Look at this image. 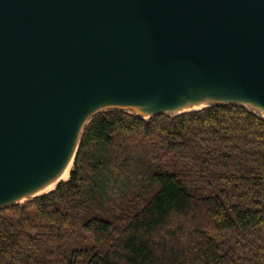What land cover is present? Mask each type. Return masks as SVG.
<instances>
[{
  "label": "trees",
  "instance_id": "1",
  "mask_svg": "<svg viewBox=\"0 0 264 264\" xmlns=\"http://www.w3.org/2000/svg\"><path fill=\"white\" fill-rule=\"evenodd\" d=\"M67 179L0 208V264H264V117L94 114Z\"/></svg>",
  "mask_w": 264,
  "mask_h": 264
},
{
  "label": "water",
  "instance_id": "2",
  "mask_svg": "<svg viewBox=\"0 0 264 264\" xmlns=\"http://www.w3.org/2000/svg\"><path fill=\"white\" fill-rule=\"evenodd\" d=\"M211 80L264 105V0H0V196L55 162L97 100Z\"/></svg>",
  "mask_w": 264,
  "mask_h": 264
},
{
  "label": "bare ground",
  "instance_id": "3",
  "mask_svg": "<svg viewBox=\"0 0 264 264\" xmlns=\"http://www.w3.org/2000/svg\"><path fill=\"white\" fill-rule=\"evenodd\" d=\"M214 100L220 103L231 102L247 105L264 117V105L246 95L241 87L231 80L197 82L195 87L187 85L166 101L133 99L131 105L139 115L148 117L156 112L176 114L199 109ZM114 104H117L115 100L99 99L91 105L90 109L94 111ZM80 132L81 130L75 126L67 138L61 156L55 162L32 171L12 190L0 196V207L46 193L52 190L59 181L67 179L78 147Z\"/></svg>",
  "mask_w": 264,
  "mask_h": 264
},
{
  "label": "rangeland",
  "instance_id": "4",
  "mask_svg": "<svg viewBox=\"0 0 264 264\" xmlns=\"http://www.w3.org/2000/svg\"><path fill=\"white\" fill-rule=\"evenodd\" d=\"M116 101H118L117 104H114L113 106H109V107H107V108L98 109V110H94V111H91V109H87V110H85L83 113H81V115L78 117V119H77L76 122H75V124H77L78 129L81 130V132H82L83 129H84V127H85V125L88 123V121L90 120V118H91L94 114H96V113H98V112H100V111L106 110V109L118 108V109H122V110L128 111V112H130V113L138 114L137 111L134 109V106L131 105L130 101H125V100H116ZM215 103H220V102L214 100V101L210 102L209 104H207V106H208V105H211V104H215ZM204 107H205V106H204ZM248 107H249V106H248ZM249 108H250V107H249ZM168 114H170V113H168ZM138 115H139V114H138ZM145 118H147V117H145ZM84 121H85V122H84ZM78 125H79V126H78ZM81 132H80V133H81ZM73 162H74V161H73ZM72 166H73V164H72ZM71 168H72V167H71ZM69 173H70V172H69ZM43 194H44V193H43ZM40 195H41V194H40ZM36 196H38V195H36ZM33 197H35V196H33ZM33 197H29V198H27L26 200L31 199V198H33ZM26 200H24V201H26ZM21 202H23V201H21ZM17 203H20V202H17Z\"/></svg>",
  "mask_w": 264,
  "mask_h": 264
}]
</instances>
